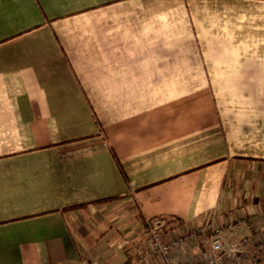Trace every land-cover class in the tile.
<instances>
[{
  "label": "crops",
  "instance_id": "1",
  "mask_svg": "<svg viewBox=\"0 0 264 264\" xmlns=\"http://www.w3.org/2000/svg\"><path fill=\"white\" fill-rule=\"evenodd\" d=\"M262 241L264 0H0V264Z\"/></svg>",
  "mask_w": 264,
  "mask_h": 264
},
{
  "label": "built area",
  "instance_id": "2",
  "mask_svg": "<svg viewBox=\"0 0 264 264\" xmlns=\"http://www.w3.org/2000/svg\"><path fill=\"white\" fill-rule=\"evenodd\" d=\"M148 225V235L151 239L152 249L154 254H159L166 262H169L171 258L172 250L175 247L181 246L186 243L188 238L180 237L171 241L169 244L161 243V235L170 230L172 223L163 217H154L147 222ZM198 231H194L191 233L189 240L196 241L197 240ZM210 249L214 253L221 252L223 249V238H222V230H215L210 237ZM226 256L235 257L237 259V264H242V260L245 255L239 249L238 245H232ZM264 259V241L257 245L254 251V257L251 260L250 264H260V261ZM222 260L221 256H216L213 259H210L207 263L203 261H191L183 264H220ZM136 264H148L146 258H142Z\"/></svg>",
  "mask_w": 264,
  "mask_h": 264
},
{
  "label": "trees",
  "instance_id": "3",
  "mask_svg": "<svg viewBox=\"0 0 264 264\" xmlns=\"http://www.w3.org/2000/svg\"><path fill=\"white\" fill-rule=\"evenodd\" d=\"M177 223L180 224V221L177 220Z\"/></svg>",
  "mask_w": 264,
  "mask_h": 264
}]
</instances>
